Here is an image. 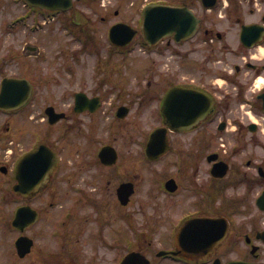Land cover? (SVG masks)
<instances>
[{
	"label": "flooded vegetation",
	"instance_id": "obj_1",
	"mask_svg": "<svg viewBox=\"0 0 264 264\" xmlns=\"http://www.w3.org/2000/svg\"><path fill=\"white\" fill-rule=\"evenodd\" d=\"M154 2L187 6L197 31L164 37L130 70L129 47L108 37L104 58L86 59L98 80L53 101L36 71L46 39L64 29L96 45V18L125 1L0 0V96L6 82L23 98L0 102V264H122L130 253L129 264H264V0ZM73 49L61 56L90 55Z\"/></svg>",
	"mask_w": 264,
	"mask_h": 264
},
{
	"label": "rangeland",
	"instance_id": "obj_2",
	"mask_svg": "<svg viewBox=\"0 0 264 264\" xmlns=\"http://www.w3.org/2000/svg\"><path fill=\"white\" fill-rule=\"evenodd\" d=\"M117 4L120 0H113ZM125 1V6L122 10V16L125 19H128L129 21L133 22L134 25L137 27L140 26V20L141 15L140 11L141 8L150 0H139V7L138 9H134L131 6H134L137 4V0H123ZM108 2V0H106ZM104 14V13H102ZM107 15V14H105ZM117 17H113L112 20L108 22H99L96 18L97 22V29L95 32V36L98 39V43L96 45H90L89 47H84L79 44V42L74 43V41L71 39L72 36H70L66 31L63 29L62 31H59L58 37L51 38L48 37L45 41L46 46V52L48 54L46 60L45 58L40 62L38 68L36 69L37 73L39 75H42L43 81L41 82V85L47 84L48 91L44 93V97H47L51 100L56 99L57 90L63 86L65 89L66 87H69L71 85H76L78 82L81 84H87L92 83L93 81H97L98 77L100 75L93 69V67L90 65L91 62L87 63L86 59H92L93 62L95 59H97L99 56L100 58H104V54L109 50L110 45L107 40L108 38V28L112 22H114ZM22 37V35H21ZM78 47L80 52L86 51V53L90 54L89 56L82 57L80 56V61L77 63L75 60L73 61L72 58L61 56L62 53H72L75 51V49L72 50V48ZM132 49L129 50L133 54L131 58L135 60H129L128 61V70L136 66L139 62L136 61V58L139 59V61L144 59H150L152 58L151 53H154V48L150 49L144 46L142 43L141 36H138L135 41L132 44ZM97 55H96V54ZM101 53V54H100ZM93 65V63H91ZM132 73L139 74L137 71H132ZM86 80V81H85ZM52 96V98L50 97ZM146 129H150L153 125L146 123L145 125ZM0 246H2V243L0 242ZM89 253H82L81 259L84 263L87 262ZM1 262H4L5 258L1 257ZM12 264H23L24 262L22 260L15 259L10 260ZM21 261V262H20Z\"/></svg>",
	"mask_w": 264,
	"mask_h": 264
},
{
	"label": "water",
	"instance_id": "obj_3",
	"mask_svg": "<svg viewBox=\"0 0 264 264\" xmlns=\"http://www.w3.org/2000/svg\"><path fill=\"white\" fill-rule=\"evenodd\" d=\"M47 1V2H44ZM57 0H37L42 5L53 6L56 4ZM67 5V4H66ZM198 25V20L195 18L194 14L187 7H173L171 5H158V4H150L146 6L143 11V22L141 26V30L144 36V39L148 45L154 44L158 39L166 36L170 33L175 32L176 37L178 39L187 38L191 34L194 33ZM138 30L125 22L115 23L110 29V37L114 43L117 44H128L130 43L134 37L137 35ZM15 81L13 79H9ZM18 81V80H16ZM14 86L7 85L5 82L3 85L2 94L0 96L1 101L3 103L7 101H11V99L16 96L14 99L16 102L21 101L23 98L21 97L18 100L17 91L13 90ZM27 96V95H26ZM165 131V129H160L156 133L152 135V137H156L157 134ZM152 138V140H153ZM152 147V141L149 144V148ZM149 150V149H148ZM150 152V150L148 151ZM37 152H35L31 156H37ZM41 154V153H40ZM28 160V159H26ZM25 162V161H24ZM21 163V168H23V163ZM24 208H21L18 211L15 224L17 227L23 229L24 223H26L24 218ZM31 241H27L25 237H21L18 242V251L21 256H23L27 251L30 250ZM130 258V257H129ZM128 258V259H129ZM244 264V263H239Z\"/></svg>",
	"mask_w": 264,
	"mask_h": 264
}]
</instances>
